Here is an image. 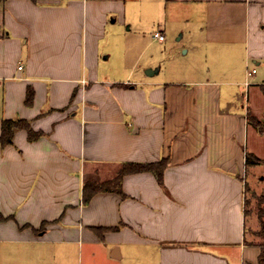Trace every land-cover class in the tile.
Segmentation results:
<instances>
[{"label": "crops", "instance_id": "obj_1", "mask_svg": "<svg viewBox=\"0 0 264 264\" xmlns=\"http://www.w3.org/2000/svg\"><path fill=\"white\" fill-rule=\"evenodd\" d=\"M125 24L128 72L100 77V41ZM173 28L184 76L158 78ZM263 115L264 0H0V134L20 118L40 133L0 140V264H260L246 233L264 209L244 192ZM162 159L86 200L87 182Z\"/></svg>", "mask_w": 264, "mask_h": 264}, {"label": "rangeland", "instance_id": "obj_2", "mask_svg": "<svg viewBox=\"0 0 264 264\" xmlns=\"http://www.w3.org/2000/svg\"><path fill=\"white\" fill-rule=\"evenodd\" d=\"M167 17L161 13V14H155L152 16V18L148 21V23H146V26L149 27L148 29H152L153 32L155 33L156 30L158 31H166L165 27H164V23L166 22ZM127 24L123 25L120 27V29L115 28L112 30L111 32H107L108 35L103 38L100 41L99 44V48L101 50H104V54H108L109 57L107 59H105L104 61L101 60L99 67H100V77L102 76H108L110 78L112 77H120V76H124L127 74L128 69H129V65L126 63L127 60L125 58V39L122 34L125 32L124 29H126ZM187 28V24L184 26ZM176 28H173V30L171 31V33L168 34V41L170 42L168 48L164 51L165 55H169L170 53L174 54V56L176 58H174L173 60H176V68L173 69H167L165 70L161 76H157L158 78H164V79H169V78H173L175 76H184L181 72H178L177 70L180 69L179 65H182L185 60L181 54L177 55L178 53V46L181 45V43L183 42V40L181 41L180 39H177V36L180 34L181 31H178L177 33L175 32ZM153 33V35H155ZM142 47L140 48V46L138 44H135L134 48H133V53H135L136 55L138 53L141 52ZM151 49H154L155 52H159V56L161 57V51L163 50V48L161 49L159 46H155L152 45ZM149 51L146 52V54H148ZM103 54V55H104ZM158 61H160V59H158ZM173 62V61H172ZM171 61H168L167 63L169 65L173 64ZM131 63V60L130 62ZM167 67H170L168 66ZM248 171H247V176H246V190L244 192V196H245V200L247 201L246 206H248L247 210H263L264 209V198H261V194L264 195V166L262 164H260L259 162H257L255 159H253V157H249V161H248ZM254 165V164H258L259 166L256 167H252L250 165ZM246 210V211H247ZM250 215H253V213H251ZM250 217H248L249 219ZM254 219V216H252V218L249 219V221H252ZM264 220V217H263ZM260 217V222H259V226L257 227V229L259 228V231H257L256 233L259 236H252L250 234V230L247 231L246 233V237L249 240H257L260 242V244H264V223H262L263 221ZM258 223V222H257ZM255 224L256 226L258 224ZM251 224L248 222L246 223V226L249 227ZM254 225V226H255ZM256 235V234H255Z\"/></svg>", "mask_w": 264, "mask_h": 264}, {"label": "trees", "instance_id": "obj_3", "mask_svg": "<svg viewBox=\"0 0 264 264\" xmlns=\"http://www.w3.org/2000/svg\"><path fill=\"white\" fill-rule=\"evenodd\" d=\"M33 98V93L31 90H28L27 94H26V103L29 104L31 103ZM251 120H253V118H251ZM254 123H255V119H254ZM256 126H258L259 130L264 133V124H262L261 122H259V124L257 123ZM24 128L26 129L27 133H28V137L30 139H34L36 137L39 136L40 133L35 132L34 130H32V128L29 125V122H27L26 120L20 118V119H4L2 121V126H1V134H0V140L2 144H8L12 142V137H13V132L16 128ZM259 163H264V160H256ZM249 163V162H247ZM167 164V160L162 159L158 162H150V163H139V162H129V163H124L122 165V167L119 169V171L117 172V176L110 182H97L94 184L87 182L86 186L88 185V187H90V189L88 190V193L86 192L85 198L86 200H88L94 193L101 191V190H107V187H110V184H114L115 185L119 184V180L122 177V175L126 174V173H132V172H140V171H144V170H151L154 172H161L164 167ZM91 184V185H90ZM111 184V185H112ZM85 186V185H84ZM120 192V190H119ZM261 198H264V195L261 196ZM0 218H2V216H0ZM259 263L260 264H264V246H262L261 251H260V256H259Z\"/></svg>", "mask_w": 264, "mask_h": 264}, {"label": "built area", "instance_id": "obj_4", "mask_svg": "<svg viewBox=\"0 0 264 264\" xmlns=\"http://www.w3.org/2000/svg\"><path fill=\"white\" fill-rule=\"evenodd\" d=\"M155 36L158 38V39H163V34L159 33V32H156L155 33ZM19 68H21V65L19 66Z\"/></svg>", "mask_w": 264, "mask_h": 264}, {"label": "water", "instance_id": "obj_5", "mask_svg": "<svg viewBox=\"0 0 264 264\" xmlns=\"http://www.w3.org/2000/svg\"><path fill=\"white\" fill-rule=\"evenodd\" d=\"M263 121H264V115H263Z\"/></svg>", "mask_w": 264, "mask_h": 264}]
</instances>
